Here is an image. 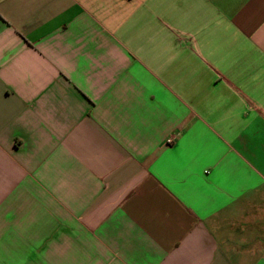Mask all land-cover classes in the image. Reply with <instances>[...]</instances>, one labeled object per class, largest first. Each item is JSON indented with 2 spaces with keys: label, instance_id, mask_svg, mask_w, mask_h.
<instances>
[{
  "label": "crops",
  "instance_id": "obj_1",
  "mask_svg": "<svg viewBox=\"0 0 264 264\" xmlns=\"http://www.w3.org/2000/svg\"><path fill=\"white\" fill-rule=\"evenodd\" d=\"M0 264H264V0H0Z\"/></svg>",
  "mask_w": 264,
  "mask_h": 264
},
{
  "label": "built area",
  "instance_id": "obj_2",
  "mask_svg": "<svg viewBox=\"0 0 264 264\" xmlns=\"http://www.w3.org/2000/svg\"><path fill=\"white\" fill-rule=\"evenodd\" d=\"M173 140H174V138H173V137H170V138L168 139V142L171 143V142H173Z\"/></svg>",
  "mask_w": 264,
  "mask_h": 264
}]
</instances>
